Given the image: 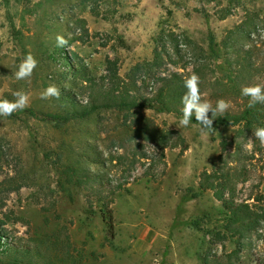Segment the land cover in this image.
<instances>
[{"label": "rangeland", "instance_id": "374dc122", "mask_svg": "<svg viewBox=\"0 0 264 264\" xmlns=\"http://www.w3.org/2000/svg\"><path fill=\"white\" fill-rule=\"evenodd\" d=\"M28 54L37 67L18 81ZM193 72L237 125L210 133L180 126L183 105L159 111ZM255 84L264 0H0V100L30 97L0 116V228L13 244L0 264H264V104L241 95ZM50 85L59 98L41 99ZM71 101L85 119L47 123ZM100 190L113 192V238Z\"/></svg>", "mask_w": 264, "mask_h": 264}, {"label": "clouds", "instance_id": "9594fccd", "mask_svg": "<svg viewBox=\"0 0 264 264\" xmlns=\"http://www.w3.org/2000/svg\"><path fill=\"white\" fill-rule=\"evenodd\" d=\"M57 47L65 48L68 46V40L63 36L57 35L56 37ZM37 60L33 55L28 54L23 61L18 65V69L15 72L16 80H27L33 74V71L37 67ZM184 87L186 92L181 97L182 116L179 120V124L182 127H187L195 117L196 123H198L201 129H213V121L217 117H222L223 114L232 106L229 101L219 99L216 101L215 107L207 100H202L200 90V77L194 72L185 79ZM15 99L9 101L7 99L0 100V116L8 117L17 111L25 109L30 101L28 94L17 91L14 94ZM241 95L249 97L248 106L254 107L256 104H264V85L255 84L244 86L241 89ZM60 90L54 85L48 86L44 91L40 93L41 99L59 98ZM209 113L211 115H209ZM255 139L259 140L261 145H264V127H258L253 132ZM252 147L251 141L248 145Z\"/></svg>", "mask_w": 264, "mask_h": 264}, {"label": "trees", "instance_id": "16d2710c", "mask_svg": "<svg viewBox=\"0 0 264 264\" xmlns=\"http://www.w3.org/2000/svg\"><path fill=\"white\" fill-rule=\"evenodd\" d=\"M176 85L177 84L172 83V96L170 97L172 100L171 102H165L162 100L157 102L160 105L159 111L168 112V111H170V109H172L174 112H176L177 109L181 110V107H182L181 97L185 93L184 92L185 88H180V87H178V85L177 86ZM70 103L72 106V110H71L72 113L68 114V116H61V115L49 116L47 123L53 124V125H63L66 122L75 121V120H82V119H85L87 117V115H88L87 112H82V114L80 113V114L75 115V113H78V112H75L76 107L73 105V101H71ZM134 104H135V102H132L128 106L133 107ZM239 122H240L239 119H233V118H229V117H218L213 121V125H212L213 129H208V131L210 133H214L220 128H227L230 126H235ZM190 123H194V124L199 125L198 123H196L195 117L192 118V121ZM143 139H147V138H143ZM80 183L81 184H79V185L81 186L83 182L80 181ZM80 186H78V190H80V188H79ZM201 189L203 191L206 189V187L201 188ZM112 193L113 192H105L104 190L95 191L93 193L97 197L96 200L101 205L99 213H100V216L102 219V223L104 224L106 229L109 230V235L111 238H113V226H114L113 213H112V210L110 208ZM196 197H197V195H194V198H196ZM85 200L88 203L91 201L87 196H85ZM89 206H90V204H89ZM231 215H232L234 222H238L241 225L244 224V222H242L241 220L238 219V216L235 212H232ZM260 220L262 221V219H259V221ZM259 221L257 220V222H259ZM12 248H13L12 241L9 240V238L5 235V233H3V230H1V228H0V257L7 254L8 252H10V250ZM228 264H230V261H228Z\"/></svg>", "mask_w": 264, "mask_h": 264}]
</instances>
